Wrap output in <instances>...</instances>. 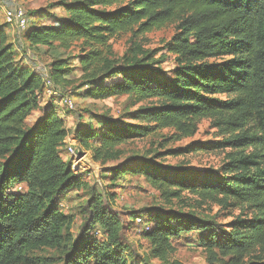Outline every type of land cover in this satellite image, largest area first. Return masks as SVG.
I'll return each mask as SVG.
<instances>
[{
	"label": "trees",
	"instance_id": "obj_1",
	"mask_svg": "<svg viewBox=\"0 0 264 264\" xmlns=\"http://www.w3.org/2000/svg\"><path fill=\"white\" fill-rule=\"evenodd\" d=\"M54 5L67 18L26 29L22 40L29 50L80 43L86 48L80 58L83 83L94 84L86 88L87 98L127 96L160 105L139 110L130 123L105 119L93 126L78 114L73 137L94 164L102 169L120 156V146L165 129L190 138L205 119L221 140L193 151H230L220 175L204 173L199 179L149 162L130 167L126 161L111 170L114 181L141 177L165 202L188 194L199 206L210 203L249 213L219 239L215 224L193 214L133 212L151 257L166 260L175 238L200 230L208 234L203 244L209 261L264 264V0H74ZM173 24L179 32L167 47L175 61L171 71L151 68L149 61L139 65L142 52L110 59L113 38ZM49 71L44 76L19 65L5 26H0V264H31L30 253L59 247L73 221L62 212L61 202L84 185L59 151L67 131L56 103L41 106L43 80L49 77L61 91L71 70L59 60ZM100 79L108 83L98 84ZM37 112L35 125L26 128ZM81 211L84 222L65 264H125L118 239L121 222L106 208L102 194L93 190Z\"/></svg>",
	"mask_w": 264,
	"mask_h": 264
},
{
	"label": "rangeland",
	"instance_id": "obj_2",
	"mask_svg": "<svg viewBox=\"0 0 264 264\" xmlns=\"http://www.w3.org/2000/svg\"><path fill=\"white\" fill-rule=\"evenodd\" d=\"M60 1L71 2L74 0H0V26H5L7 40L11 42L16 60L21 66H28L31 72L41 75L50 74L53 62L64 60L66 67L71 73L62 79L61 95L71 98L74 106L71 110L66 109L55 101L59 116L64 119V127L67 136L62 142L59 151L63 160L72 165V170L81 176L84 185L78 191L70 192L66 199L61 202L62 212L71 216L72 225L64 232L60 240V246L32 252L28 255L31 264H65L73 242L84 222L82 209L89 201L91 193L100 196L102 194L105 206L109 211L115 212L121 222L119 243L123 250L122 256L125 264H215L209 261V256L204 248V242L208 234L203 231L183 232L172 242V252L166 260L160 261L151 257L149 243L144 239L140 228L134 225L132 213H140L144 209H152L161 217L165 213L193 214L196 218L212 222L215 227L213 233L219 239L223 238L230 230L231 224L236 219H244L249 216L248 211L239 208H220L207 203L196 205L194 197L182 194L180 200L170 202L162 201L158 193L149 188L141 177H120L114 181L111 170L127 161L130 167L149 162L151 165L161 166L169 173H186L201 178L204 173H216L220 175V169L225 164V154L229 150L211 151L201 149L193 151L199 146H211L221 140L210 120H202L197 133L190 138H181L175 131L165 129L151 136L129 142L118 148L120 156L107 162L99 170L100 177L83 166L75 164L76 156L85 154L78 142L73 137L76 127V116L83 115V119L90 125L101 126L103 120L118 122H134L132 118L139 110L159 107L156 100L140 101L136 97L122 96L104 101H95L87 98L84 92L87 87L94 84H84V78L80 70V58L84 56L86 48L80 43L71 45L68 49L54 44L50 47H36L28 49L22 40L23 32L30 27L42 24L51 25L53 20L67 18L62 7L54 5ZM18 7L22 8L26 17V28L19 31L14 24L5 23V14L13 12ZM176 24L147 33L141 36L122 34L109 42L110 59L132 58L138 52V64L145 66L147 61L151 68H157L168 72L175 67L174 56L168 52V44L178 34ZM48 72V73H47ZM108 81L98 80V84ZM48 103L46 98L41 99V106ZM40 114L33 113L26 121L25 127H33ZM72 146L75 155L71 156L67 148ZM179 150L177 154L172 152ZM86 154L90 155L89 152ZM215 172V173H214ZM212 175V174H211ZM107 176H109L107 178ZM94 234L100 238V229L95 227ZM100 240H104L103 238ZM226 260V259H225ZM85 264H92L87 261Z\"/></svg>",
	"mask_w": 264,
	"mask_h": 264
},
{
	"label": "built area",
	"instance_id": "obj_3",
	"mask_svg": "<svg viewBox=\"0 0 264 264\" xmlns=\"http://www.w3.org/2000/svg\"><path fill=\"white\" fill-rule=\"evenodd\" d=\"M25 17V12L22 8L18 7L13 12L5 14V23L14 24L19 31H24L27 25ZM43 98H46L48 101H57L58 104L62 105L66 109L71 110L74 106V102L71 98L61 95L60 90L55 86L54 82L46 77L43 80ZM67 151L71 156L75 155V149L72 146L67 148ZM77 158V156H76ZM21 187H18V191H21ZM148 229H145L147 231Z\"/></svg>",
	"mask_w": 264,
	"mask_h": 264
},
{
	"label": "water",
	"instance_id": "obj_4",
	"mask_svg": "<svg viewBox=\"0 0 264 264\" xmlns=\"http://www.w3.org/2000/svg\"><path fill=\"white\" fill-rule=\"evenodd\" d=\"M75 164L88 168V170L94 172L97 178L100 176L99 170H101V167L97 164H94L88 154L79 155L76 158Z\"/></svg>",
	"mask_w": 264,
	"mask_h": 264
}]
</instances>
